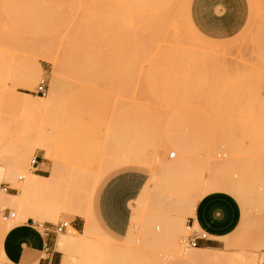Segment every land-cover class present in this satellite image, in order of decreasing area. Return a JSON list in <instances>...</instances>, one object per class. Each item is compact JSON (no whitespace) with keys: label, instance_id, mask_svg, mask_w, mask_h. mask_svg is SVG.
<instances>
[{"label":"rangeland","instance_id":"374dc122","mask_svg":"<svg viewBox=\"0 0 264 264\" xmlns=\"http://www.w3.org/2000/svg\"><path fill=\"white\" fill-rule=\"evenodd\" d=\"M149 1L0 0V264L12 225L78 214L85 228L58 233L61 264L261 263L259 246L192 247L187 222L218 190L237 197L247 228L264 219V0H249L246 27L226 40L198 33L191 0L160 15ZM35 154L48 172L31 170ZM126 168L148 181L116 237L94 202ZM72 191L79 213L57 214Z\"/></svg>","mask_w":264,"mask_h":264},{"label":"crops","instance_id":"0c3cea01","mask_svg":"<svg viewBox=\"0 0 264 264\" xmlns=\"http://www.w3.org/2000/svg\"><path fill=\"white\" fill-rule=\"evenodd\" d=\"M249 16V0H191L189 6L193 26L210 40L238 35L246 27ZM38 169L48 172L49 163L42 160ZM147 181V172L139 168H126L106 176L95 197L94 215L107 232L116 237L128 234L134 218L133 206ZM71 222L76 230L86 226L80 214ZM187 223L199 249L221 252L225 247L259 246L264 250V219L251 214L247 228L243 208L229 192L218 190L206 194L197 202ZM52 225L40 224L33 217L12 225L2 239L4 264H61L56 251L58 235L52 231ZM204 233L206 238L201 237ZM46 245L52 253L46 251ZM259 264H264V256Z\"/></svg>","mask_w":264,"mask_h":264},{"label":"bare ground","instance_id":"6f19581e","mask_svg":"<svg viewBox=\"0 0 264 264\" xmlns=\"http://www.w3.org/2000/svg\"><path fill=\"white\" fill-rule=\"evenodd\" d=\"M184 1V0H183ZM186 1V0H185ZM184 1V2H185ZM150 2V4H152V5H154L155 6V8H154V10H156V13L158 14L159 13V15H160V13H161V11L160 12H158V9H160L163 5H165V6H163V9H165L164 11H167V2H168V0H150L149 1ZM161 3V4H160ZM186 3V2H185ZM184 3V4H185ZM161 6H160V5ZM163 4V5H162ZM181 4H183V2L181 3ZM183 4V5H184ZM160 7V8H159ZM182 6H180V8H181ZM182 9H185V7H183ZM181 9V10H182ZM163 11V10H162ZM182 11H184V10H182ZM184 13V12H183ZM182 13V15H183V18H184V14ZM167 14V13H166ZM162 15H163V13H162ZM159 17V16H158ZM162 17V16H161ZM160 18V17H159ZM185 22V21H184ZM186 24V23H185ZM187 26V25H186ZM187 30H189L188 28H186ZM219 53V52H218ZM207 54V53H206ZM200 100V99H199ZM175 155H176V153H175ZM20 165V164H19ZM22 165H23V163H22ZM22 167V166H21ZM41 179H43V178H41V177H39V176H34V178H32L31 179V183L34 185V186H39V184H40V182H38V181H40ZM4 195H7V196H4V197H16V195H12V194H4ZM3 197V196H2ZM4 197H3V200H4ZM1 198V197H0ZM2 199V198H1ZM9 199V198H8ZM5 201H7L8 202V200L6 199V200H4V202ZM4 202H3V204H4ZM79 198L77 197V195H75L74 193H73V191L72 192H67V194H65V196H63V197H61V199H60V201L56 204L57 206L56 207H54V210H56L57 211V214L60 212V210H64V211H73V212H75V213H79V208H80V206H79ZM2 205V204H1ZM13 214H15V213H12V215ZM16 215V214H15ZM75 229L74 227H70L69 229H68V231H70V229ZM76 230V229H75ZM67 240H68V238H67ZM67 242V241H66ZM73 243V242H72ZM71 244V243H70ZM65 245V242H60L59 244H57V246L58 247H60L61 249L63 248V246ZM191 254V253H190ZM192 255V254H191ZM190 256V255H189ZM195 256V255H194Z\"/></svg>","mask_w":264,"mask_h":264},{"label":"built area","instance_id":"2783aa9c","mask_svg":"<svg viewBox=\"0 0 264 264\" xmlns=\"http://www.w3.org/2000/svg\"><path fill=\"white\" fill-rule=\"evenodd\" d=\"M37 92L40 93V94H42L43 96H46L47 95V93H48V87H47V83H46V80L45 79H42L40 81V83L38 84V86H37ZM175 156L176 155H175L174 152H172L170 154V157L171 158H173ZM40 160H41L40 155H36L35 154V155L32 156V160H31V168L32 169L31 170H33V172H35L36 170H38V166L40 164ZM20 179H22V178H20ZM8 188H9L8 186H5L3 189L4 190H8ZM15 216H16L15 214L12 215V217H15ZM52 226H53L52 227V231L54 233H56L57 235H58V233H62V232L67 231L69 229V227H73L71 221H64V220L63 221H60V222H58L56 224H53ZM45 228H46V231L49 230V227H45ZM201 237L206 238V234L205 233L202 234ZM189 244L192 247H198L197 238H191V235H190ZM45 249H46V251L48 253H52V250L50 249V246L49 245H46V248Z\"/></svg>","mask_w":264,"mask_h":264}]
</instances>
